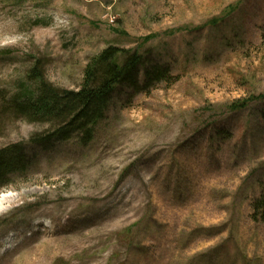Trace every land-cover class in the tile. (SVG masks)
Segmentation results:
<instances>
[{"label": "rangeland", "instance_id": "rangeland-1", "mask_svg": "<svg viewBox=\"0 0 264 264\" xmlns=\"http://www.w3.org/2000/svg\"><path fill=\"white\" fill-rule=\"evenodd\" d=\"M108 46L173 81L119 89L88 144L4 116L29 164L0 181V264H264V0H0V109L36 61L78 90Z\"/></svg>", "mask_w": 264, "mask_h": 264}, {"label": "trees", "instance_id": "trees-1", "mask_svg": "<svg viewBox=\"0 0 264 264\" xmlns=\"http://www.w3.org/2000/svg\"><path fill=\"white\" fill-rule=\"evenodd\" d=\"M215 22V21H214ZM213 23V22H212ZM34 88L25 91L24 99L3 102L0 123L5 115L30 124L44 126L34 134L30 143L45 150L56 143L73 139L90 143L96 127L105 119L114 97L122 87L133 92H146L160 82L172 83L169 67L146 58L135 50L108 46L91 57L78 90H68L47 81L40 61L27 73ZM263 97H250L232 105V109L246 108ZM29 159L23 143L0 149V181L25 171ZM255 218L264 222V192L254 204Z\"/></svg>", "mask_w": 264, "mask_h": 264}, {"label": "bare ground", "instance_id": "bare-ground-1", "mask_svg": "<svg viewBox=\"0 0 264 264\" xmlns=\"http://www.w3.org/2000/svg\"><path fill=\"white\" fill-rule=\"evenodd\" d=\"M13 197L12 196H9V195H4L0 198V210L2 209V207L4 205L7 206V203L10 202V200L12 199ZM5 208V207H4Z\"/></svg>", "mask_w": 264, "mask_h": 264}]
</instances>
